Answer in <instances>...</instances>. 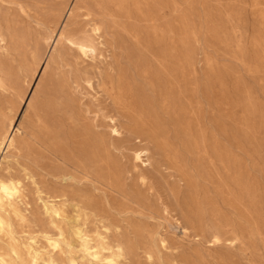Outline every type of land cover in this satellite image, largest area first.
<instances>
[{
  "label": "rangeland",
  "instance_id": "rangeland-1",
  "mask_svg": "<svg viewBox=\"0 0 264 264\" xmlns=\"http://www.w3.org/2000/svg\"><path fill=\"white\" fill-rule=\"evenodd\" d=\"M94 22L87 56L68 38ZM0 25L19 43L0 174L21 192L0 252L15 237L58 264H112L79 227L118 264H264V0H0ZM24 52L47 57L44 74ZM58 227L69 244L54 250Z\"/></svg>",
  "mask_w": 264,
  "mask_h": 264
},
{
  "label": "bare ground",
  "instance_id": "bare-ground-1",
  "mask_svg": "<svg viewBox=\"0 0 264 264\" xmlns=\"http://www.w3.org/2000/svg\"><path fill=\"white\" fill-rule=\"evenodd\" d=\"M61 5L60 7L55 9L56 11L55 14H57L56 15L57 18L62 16L67 9L65 5L64 6ZM36 9H38V7H36ZM76 9H78V7H76ZM70 11H73V9H70ZM92 12L93 11L91 10V13ZM102 31H103V26L97 22H94L89 30L81 31L80 33L76 34V36L69 37L68 42L71 46L77 47L82 54L87 56L89 55L93 56L96 53L99 45V43L97 42V37L98 38L103 37ZM16 37L18 36L16 35L15 31L11 30V28L2 29L0 25V84L4 80L3 75L7 73V71L4 70V68L9 70V66L11 67L10 62L13 63L17 59L19 43ZM40 53L30 54L28 56L27 55L25 56L26 52H24L22 56V63H20V65L22 66V70L27 69L35 77V75L40 71L41 65L44 64V68L42 71V74H44L46 69L49 67V61L47 57L44 58L45 55L42 56L43 53L42 54ZM180 60L184 61L183 58H181ZM169 77L175 78L176 74L172 73L169 75ZM23 96L24 95L21 93L18 103L24 100ZM0 122H1L0 150H2L4 147L7 149H16L17 141H16V133H14L15 121L12 118L4 117L3 119H0ZM115 132H117L118 134L117 129H115ZM142 133L143 132H140V134ZM147 153H148L147 148L137 149L134 152L135 160L143 161L142 157L147 155ZM20 197H21V192L19 189V183L14 179L5 178L0 174V234H2L5 229H9L10 232L13 233V231L11 230L12 224L10 221V214L12 213V211L17 212L15 205L17 204V200ZM46 211L53 215L60 216V210L54 205H47ZM58 229H59L58 238L49 239V245L54 250L60 248L61 243L69 244L67 231L62 227H58ZM186 230L187 229L184 228V231ZM74 233L81 240L82 242L81 245L84 251L88 252L90 256L98 260H107L112 264L119 263V258L121 254L120 251L110 250V253L107 256H105L104 251L109 250L111 248L107 247L103 241L95 242L92 244L91 243L92 240L89 239L87 234H85L83 230L79 227L74 228ZM0 264H58V260H54L52 258L46 257V255L41 250L35 251L29 245L19 244V241L16 240L15 237H13L9 245V250L6 252H0Z\"/></svg>",
  "mask_w": 264,
  "mask_h": 264
}]
</instances>
